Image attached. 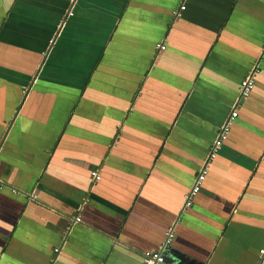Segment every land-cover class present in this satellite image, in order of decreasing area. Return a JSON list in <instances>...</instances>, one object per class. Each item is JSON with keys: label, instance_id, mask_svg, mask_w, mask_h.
I'll list each match as a JSON object with an SVG mask.
<instances>
[{"label": "crops", "instance_id": "0c3cea01", "mask_svg": "<svg viewBox=\"0 0 264 264\" xmlns=\"http://www.w3.org/2000/svg\"><path fill=\"white\" fill-rule=\"evenodd\" d=\"M0 181V264H264V0H0Z\"/></svg>", "mask_w": 264, "mask_h": 264}, {"label": "built area", "instance_id": "2783aa9c", "mask_svg": "<svg viewBox=\"0 0 264 264\" xmlns=\"http://www.w3.org/2000/svg\"><path fill=\"white\" fill-rule=\"evenodd\" d=\"M184 9H185V5L183 4L180 6V9L176 12V16L180 17L182 15V10ZM158 46L159 48H164V45H158ZM254 73H255V70L251 71L250 74H248L241 81L240 87H239V94L234 103V107L231 113L226 118L225 122L220 127L217 133L216 139L211 145L210 152L205 160V163L202 166L199 174L195 178L194 183L184 195V208H187L192 205L194 196L201 190L203 182L208 173V165L210 161L216 157L219 148L222 146L224 140L227 139L231 126L235 118L238 116V110L240 106L242 105L243 101L248 98L252 89L254 88V84H255ZM91 176L94 182L99 181L101 179L100 170L97 168L93 169L91 171ZM0 186H1V181H0ZM13 191L16 192L17 189L14 188ZM78 222H81L80 215L76 216L73 221V223H78ZM174 227L175 226H172L168 229L166 233V239L157 251H146L143 253V263L144 264H165V257L163 255V250L166 246L170 245V243L172 242L174 238ZM55 250L58 251L59 249L56 248Z\"/></svg>", "mask_w": 264, "mask_h": 264}]
</instances>
